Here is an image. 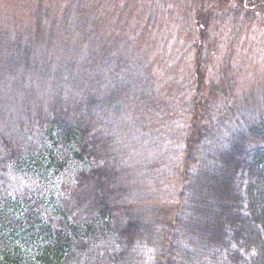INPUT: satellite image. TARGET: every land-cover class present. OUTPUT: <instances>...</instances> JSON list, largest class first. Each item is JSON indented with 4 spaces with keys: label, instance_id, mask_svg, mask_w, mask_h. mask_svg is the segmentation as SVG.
Here are the masks:
<instances>
[{
    "label": "trees",
    "instance_id": "trees-1",
    "mask_svg": "<svg viewBox=\"0 0 264 264\" xmlns=\"http://www.w3.org/2000/svg\"><path fill=\"white\" fill-rule=\"evenodd\" d=\"M60 1L42 59L0 32V264H264V94L212 76L203 0Z\"/></svg>",
    "mask_w": 264,
    "mask_h": 264
},
{
    "label": "rangeland",
    "instance_id": "rangeland-1",
    "mask_svg": "<svg viewBox=\"0 0 264 264\" xmlns=\"http://www.w3.org/2000/svg\"><path fill=\"white\" fill-rule=\"evenodd\" d=\"M40 2L43 4V8L47 10V13H53L54 8H61L60 0H0V32H6L8 30L9 32L13 30H26L30 32L33 34V39L35 38L37 41H35V49L40 52V54L38 53V57L42 59L44 51L42 50L40 42L45 38L46 30L41 26L38 29H34L35 16L39 15L36 11L38 10V4H40ZM203 2L205 5L204 15L209 23L204 24L206 30H204L205 32L200 37L196 35L195 38H190L191 40L202 38V56L210 59L212 76H214V74L216 75L218 71H222V69L225 71L227 69L226 74L233 75L235 82H237V85L243 92L248 94L254 91L259 101L262 100L264 94V24L261 23L262 21H257L254 26L248 28V31L241 32V30L233 28L235 25L234 22L236 21L233 19L232 15L229 16L228 14V10H232L233 7H235L231 2L226 0H203ZM206 6L215 8L216 11L212 12L211 15L207 11L208 9ZM221 16H223V21L220 22L219 17ZM190 55L195 57L193 53ZM205 65L204 62V66ZM196 67V63L195 66L192 63L189 68L190 72L193 73ZM29 86L30 85H28V87ZM258 89H262L261 92L258 93V95L262 94L261 97H258L256 94V90ZM34 90L36 92L40 91L37 86H34ZM10 92L9 90L7 93L12 94ZM40 93L42 92L40 91ZM8 98L15 100V96ZM6 107H8L9 112L5 114H14V119L11 123V126H14L16 125L14 123L18 122L16 119V108L11 104H7ZM32 108L35 114L39 108L36 102ZM35 118L31 115V119L34 120ZM117 119L123 122L122 124L125 123L123 117H118ZM119 124V122H116L114 130L120 131V129H118L121 128ZM3 125H6V123L2 124V126ZM120 132L123 133V128ZM162 202L167 204L170 203H168V201Z\"/></svg>",
    "mask_w": 264,
    "mask_h": 264
}]
</instances>
